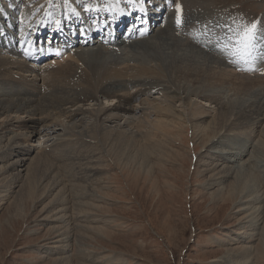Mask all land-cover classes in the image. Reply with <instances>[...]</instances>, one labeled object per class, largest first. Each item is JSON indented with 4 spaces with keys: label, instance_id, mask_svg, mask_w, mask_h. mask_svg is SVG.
<instances>
[{
    "label": "bare ground",
    "instance_id": "6f19581e",
    "mask_svg": "<svg viewBox=\"0 0 264 264\" xmlns=\"http://www.w3.org/2000/svg\"><path fill=\"white\" fill-rule=\"evenodd\" d=\"M31 1L38 2L21 14L17 6L15 14L7 10L10 18L5 12L0 14V45L6 49V52L0 49V161L5 154L1 148L13 149L15 145L10 139L16 142L22 137L27 145L23 149L25 155L36 149L32 162L41 169L46 167L39 181L60 169L70 172V177H53L49 189L59 184L65 187L68 183L72 189L83 183L88 186L86 183L96 174L93 171H96L97 154L90 151L85 138L99 140L96 150L109 143L107 155L113 153L120 160L126 155L123 169L131 165L139 170L150 165L146 157L160 156L163 150H168L172 130L166 125L167 120L181 126L183 120L187 121V126L189 123L191 127L201 128L194 134L201 135V142L212 143L222 130L228 129V139L224 137L210 146L213 157L223 160L215 183L220 191L230 187L232 200L244 193L241 199L247 200L240 208L255 214L251 220L258 219L264 209L261 205L264 200V138L256 149L258 146L249 144L248 134L242 136V132L251 124L264 123V91L259 85L264 83V63L258 74L252 72L253 63L244 65L251 70L236 72L237 64L230 63L231 57L220 50L222 33L206 14L203 0H176L177 6L166 12L173 0H148L149 10L128 1L124 2L125 8L114 6L115 0H98L103 4L98 8L92 1L87 6L80 1L81 14L75 15L67 8L71 19L65 20L67 27L77 26L76 32L71 36L66 31L61 37L57 35L61 31H55L58 27L52 29L45 25L53 23L57 13L45 10L53 0ZM59 5L64 7L61 1ZM91 10L99 16L98 22L88 36L86 33L79 39V34L85 30L79 29L76 23L80 24L79 17H87ZM128 12H137L139 16L131 18ZM128 17L132 19V27L126 33L118 29L119 25L112 33L107 30L110 22L121 24ZM63 22L61 19L59 24ZM30 31L37 33V46L30 39ZM40 31L41 35L37 36ZM47 32L51 42H40ZM224 33L233 34L227 28ZM11 51L24 59L31 55L36 59H53L51 64L38 69L34 67L41 63L33 66L2 56L11 55ZM168 110L175 111L177 118L167 114ZM205 119L211 121L202 124ZM13 126L30 129L26 131L29 134L21 136L22 132L15 133ZM5 137L8 140L3 145ZM33 138L35 144H32ZM48 143L47 150L44 146ZM246 155L248 158L241 161ZM252 171L257 183L248 189L238 177ZM233 176L234 181L230 183ZM89 195L84 199L93 200ZM79 204L82 216L93 206ZM57 215L59 222L68 225L72 217L78 216L65 206L59 208ZM257 219L251 226L255 227ZM66 230L62 232L64 242L70 239ZM249 248H243V258L251 254ZM236 255L239 254L233 252L229 258Z\"/></svg>",
    "mask_w": 264,
    "mask_h": 264
},
{
    "label": "rangeland",
    "instance_id": "374dc122",
    "mask_svg": "<svg viewBox=\"0 0 264 264\" xmlns=\"http://www.w3.org/2000/svg\"><path fill=\"white\" fill-rule=\"evenodd\" d=\"M42 1L47 0H40V3ZM60 1L64 7L59 5ZM80 1H84L86 6L91 1L95 7L102 5L98 0H53L52 5L45 10L57 11L56 19L70 18L67 8L75 12V15L79 14ZM132 1L138 8L149 10L148 0L128 2ZM37 2L0 0V14L5 12V16L10 18L6 15L7 10L15 14L17 6L18 13L21 14L34 8ZM124 2L125 0H115L113 5L125 8ZM203 2L206 14L216 23L223 38L227 36L224 33L226 28L232 32V29L239 30L252 24H256L258 34L264 36V0ZM176 6V0H173L165 12ZM33 17L36 18L34 15ZM90 17L94 19L92 10L88 12V18ZM35 34L32 35L30 31L32 38ZM48 35L49 33H45L40 41L46 43ZM221 45L223 46L222 41ZM0 49L6 52L1 45ZM11 52V55L4 53L2 56H11L10 59L14 61L36 66L34 64L37 61H29L34 58L33 55L24 59L18 53ZM253 55L255 59L252 61V72L258 74L264 63V42H258ZM52 59L47 57L44 62H37L41 64L34 68L40 69L51 64ZM244 65L246 64H237L235 70L238 74L246 70ZM259 85L264 91V83L260 82ZM193 99L203 105L197 98ZM166 113L177 118L175 111L168 110ZM210 121L211 119H205L201 123L207 124ZM166 122L172 130L168 150H163L160 156L155 154L150 158L146 157L145 160L149 159L150 165L145 169H134L131 165L123 169L126 155L120 160L113 153L106 154L109 143H104L105 147L100 145L101 148L96 150L99 148V140L83 139L90 145V151L97 154L94 167L96 171H93L96 174L89 180L91 185L89 182L86 183L88 186L83 183L81 187L77 185L72 189L69 183L65 187L59 184L49 189V182L53 177H70V172L60 169L58 173L52 172L51 176L48 174L45 180L39 181L46 167L41 169L32 162L36 149L25 155L23 149L27 145L23 143L24 139L21 137L15 140L17 143L12 142L13 138L10 139L15 147L1 148L5 154L0 161V264H264V209L259 214L255 227L251 226L257 218L251 220L255 214H251V210L241 209L244 205L242 203L247 200L241 199L244 193L232 200L229 197L230 187L220 191L215 183L220 176L223 160L213 157L210 146L222 140L230 131L222 130L212 143L201 142V135L195 136L201 128L191 127L189 123L187 126V121L183 120L182 126L174 125L170 120ZM27 124L30 126L31 123ZM251 125L243 129L242 136L248 134L249 144L252 142L258 146L264 138V123ZM12 130L15 133L22 132L23 136L28 135L29 132L26 131L30 129L13 126ZM5 139L3 145L7 143L8 137ZM32 140V144H35V138ZM49 146L50 143L44 147L48 150ZM259 148L258 146L256 149ZM21 157L24 159H20ZM247 158L248 155L241 161ZM92 162L93 159L90 163ZM238 179L243 180V185L248 189L257 183L253 171L242 173ZM233 181L234 176L229 179L230 183ZM87 194L94 197L93 200L84 199L88 197ZM65 202L68 204L64 205ZM81 202L87 203L89 208L93 205L86 210L84 216L78 210ZM261 205L264 207V200ZM63 206L78 215L71 218L70 225L57 220L58 210ZM79 225L86 230L83 231ZM65 230L70 234L68 242L62 239L65 237L62 234ZM245 246L251 250L247 258H243ZM233 252L239 255L231 259L229 256Z\"/></svg>",
    "mask_w": 264,
    "mask_h": 264
},
{
    "label": "snow or ice",
    "instance_id": "6c2138e0",
    "mask_svg": "<svg viewBox=\"0 0 264 264\" xmlns=\"http://www.w3.org/2000/svg\"><path fill=\"white\" fill-rule=\"evenodd\" d=\"M232 33L222 39L223 47L220 50L226 52L231 57L230 63L251 64L255 59L253 53L257 49V44L258 42H264V36L258 34L256 24L243 27L239 30L232 29ZM224 41H227V43H224Z\"/></svg>",
    "mask_w": 264,
    "mask_h": 264
}]
</instances>
